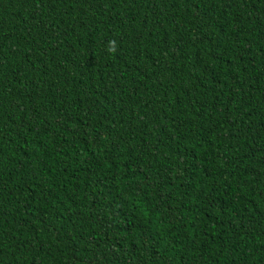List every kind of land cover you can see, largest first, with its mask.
Masks as SVG:
<instances>
[{"label": "trees", "instance_id": "1", "mask_svg": "<svg viewBox=\"0 0 264 264\" xmlns=\"http://www.w3.org/2000/svg\"><path fill=\"white\" fill-rule=\"evenodd\" d=\"M0 264H264V0H0Z\"/></svg>", "mask_w": 264, "mask_h": 264}]
</instances>
